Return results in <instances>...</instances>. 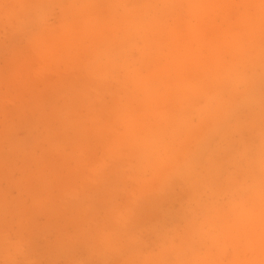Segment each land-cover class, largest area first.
<instances>
[{"label": "rangeland", "instance_id": "obj_1", "mask_svg": "<svg viewBox=\"0 0 264 264\" xmlns=\"http://www.w3.org/2000/svg\"><path fill=\"white\" fill-rule=\"evenodd\" d=\"M0 264H264V0H0Z\"/></svg>", "mask_w": 264, "mask_h": 264}]
</instances>
